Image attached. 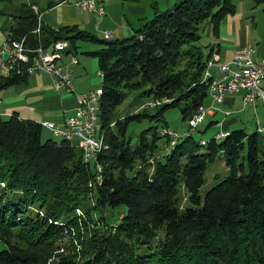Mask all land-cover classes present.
I'll return each instance as SVG.
<instances>
[{
  "label": "trees",
  "instance_id": "1",
  "mask_svg": "<svg viewBox=\"0 0 264 264\" xmlns=\"http://www.w3.org/2000/svg\"><path fill=\"white\" fill-rule=\"evenodd\" d=\"M1 1L13 8L9 42L22 40L34 49L64 39L74 54L81 41L99 46L84 53L96 58L101 74L97 116L103 145L84 161L77 143L43 140L40 123L17 113L0 115V264H264V128L173 140L162 132L171 128L157 130L156 124L142 130L135 144L128 135L132 120L159 121L182 100L187 124L200 106L210 105L201 79L215 51L208 48L203 57L199 31L209 22L217 36L220 22L235 12L233 0H178L156 8L132 35L111 39L44 23L34 3ZM252 1L264 14V0ZM18 68L0 76V90L26 80L24 65ZM138 89L144 102H168L153 113L141 105L118 115L127 91ZM212 123L217 121L205 128ZM219 160L227 175L201 194L209 164ZM181 187L188 194L185 208L177 202ZM119 206L124 212L113 221ZM153 240L152 250L142 249Z\"/></svg>",
  "mask_w": 264,
  "mask_h": 264
},
{
  "label": "crops",
  "instance_id": "2",
  "mask_svg": "<svg viewBox=\"0 0 264 264\" xmlns=\"http://www.w3.org/2000/svg\"><path fill=\"white\" fill-rule=\"evenodd\" d=\"M25 1L34 3L37 8L34 11L38 14L39 20L44 23L56 28L61 26H77L97 38L104 39V30H110L114 34V38H124L132 35L136 29L154 15L156 8L159 10L167 9L178 0H102L104 14L78 11L72 5L73 0ZM233 3L235 4V12L226 15L220 22L218 35L213 36L216 44L209 47L219 53L221 60H229L241 47L247 44L250 45L249 41L253 39L257 26V23H254L253 17H251L252 14H250V11H254V9L250 10V7L244 6L245 3L241 0H233ZM8 5L0 0V76H6L9 72L7 70L9 64L8 57L7 59H3L2 56L4 52L9 53L10 51L8 27L12 23L11 14L13 8H9ZM236 7L238 8L236 9ZM207 25H210L209 22ZM98 48L99 46L96 45V47L90 48L87 51L97 50ZM255 55L259 60L264 58V43L262 47L256 50L253 49V56L255 57ZM62 61L68 65L72 75L71 66L73 64L69 63V57L66 54L62 56ZM78 64L79 60L75 65ZM96 68H98L97 61ZM82 73L78 72L74 76H81L83 75ZM74 76L72 75V78H75ZM73 82L77 91H87L99 86V84L95 86L91 79L78 78ZM51 85L52 78L50 76L45 73L35 72L28 74L25 81L1 89L0 115L7 118L11 114L17 113L22 119H30L38 123L53 121L56 126L63 127L66 116L74 110L75 99L71 94L55 92ZM237 97L241 99V93L228 94L225 103L219 105L214 110L210 109L208 111L207 116L213 118L209 122L217 121L216 125L219 126L218 132L227 133L230 131L229 127L236 124L235 117L227 116L235 110L233 107L236 104ZM209 103L208 100L206 106ZM219 111L224 115L220 120L216 118V114ZM226 111H229V114H225ZM43 129L51 131L46 127H43ZM61 139L62 137H60Z\"/></svg>",
  "mask_w": 264,
  "mask_h": 264
},
{
  "label": "built area",
  "instance_id": "3",
  "mask_svg": "<svg viewBox=\"0 0 264 264\" xmlns=\"http://www.w3.org/2000/svg\"><path fill=\"white\" fill-rule=\"evenodd\" d=\"M72 5L78 11L104 14L102 0H73ZM31 8L35 11L37 9L34 4L31 5ZM39 24L40 21L35 32L39 31ZM103 37L114 38V34L110 30H104ZM9 47L8 71L16 67L20 69L19 65H24L27 74L39 72L50 76L52 78L51 86L55 92L74 96V110L66 116L63 127L56 126L53 121H42L40 124L51 130L52 133H69L71 138L82 139L80 149L84 161H87V157L95 158L99 149H96L94 136V116L97 110V107H94V97L101 87L97 86L87 91L75 89L68 65L62 61V56L66 54L69 56L70 64L78 63V58L70 51L71 47L68 41L58 40L50 48L38 46L28 49L22 45V40H12L9 42ZM96 74L99 76L98 71ZM201 81L208 86L210 105L198 108L188 119L189 129L183 133L177 130L163 129L162 132L170 135L172 139L179 134L191 133L192 129L203 122L210 109L214 110L225 103L228 94L241 93L244 106L257 101L264 103V58L256 60L249 44L241 47L229 60H221L219 53L213 52L206 60ZM161 102H168V100H148L144 102L143 107L153 109ZM225 114H229V111H226ZM170 144H172V140ZM97 170L100 171V168Z\"/></svg>",
  "mask_w": 264,
  "mask_h": 264
},
{
  "label": "rangeland",
  "instance_id": "4",
  "mask_svg": "<svg viewBox=\"0 0 264 264\" xmlns=\"http://www.w3.org/2000/svg\"><path fill=\"white\" fill-rule=\"evenodd\" d=\"M244 2V6L250 7L251 9H254V11H250L251 17H253L254 23H257L256 30L254 32V37L252 40L249 41L250 45L253 47L254 50H256L259 47H262V44L264 43V14L262 11V6H254V3L252 0H241ZM238 7H236L237 9ZM206 23L203 24V26L200 29V39L197 42V44L200 46L202 55L206 54L208 51L209 46L216 44V40L212 35V32L210 30V25L205 26ZM96 47L95 44L91 42H79L78 43V49L75 55L79 60V64L75 66H71L72 68V75L83 72L81 76L76 75L73 78V81L80 78L85 80H93L95 86L101 84V74L97 76L96 72L98 69L96 68V58L92 57L90 55H87L84 53V51L89 50L90 48ZM68 56V55H67ZM10 57V52L8 54V58ZM69 57V56H68ZM95 58V59H94ZM256 58V55H255ZM257 59V58H256ZM259 60V59H257ZM68 62V61H67ZM71 75V77H72ZM89 83V82H88ZM74 84V82H73ZM101 90V88L98 90V92ZM147 99L144 95L141 94V90H130L127 91V95L123 102L117 107L116 112H118V115H127L131 114L133 112L139 111V108L142 103ZM208 98L205 99V103L208 102ZM162 103L158 104L160 106ZM185 101L182 100L179 102L178 105L170 106L166 108L163 111V114L160 115L159 121H153L148 117H142L139 120H132L131 123L128 125V135L131 137V142L134 144L136 143L138 139V135L140 132L149 126L156 125L157 130H160L162 125H167L168 128H171L173 130H177L179 132H183L188 129V124L186 120L182 119L181 109L184 107ZM235 110L232 111L229 116L227 117H235L236 118V124L231 125L229 130L236 129V128H244L248 132L254 131L257 127H260V129L264 128V103L256 102L251 105L244 106L242 104V97L241 99L239 97L236 98V104L233 107ZM223 110V109H222ZM155 109H149V113H153ZM224 115L221 111L217 112L216 118L221 119ZM212 117L206 116L204 121L199 124L192 132V135L195 138H203L208 139L213 134H215L219 130V126L216 125L217 123H212L208 128H205L208 124L209 120H211ZM153 119V118H152ZM213 119V118H212ZM51 132V131H50ZM46 129H43L42 133V139L45 140L47 138H51L54 140H60V136L50 133ZM261 135H264V131L261 130L259 132ZM225 135L226 133H222ZM217 137H222L221 134H218ZM159 148L162 145V139L158 141ZM162 151L158 152L156 155L161 156ZM151 161V160H150ZM153 161V160H152ZM140 166V162L137 161L135 164V168H138ZM208 170L205 174V183L201 186L200 193L204 194L209 188H211L213 185H215L219 180L224 178L227 175V169L224 167V162L222 160L215 161L214 163H210L208 166ZM100 168V167H98ZM153 167H148V170H152ZM217 177V178H216ZM178 205L180 208H185L188 204V194L185 191L184 188H180L179 195H178ZM124 206H119L115 209H113V216L111 218L113 221H116L119 219V217L122 216V212H124ZM80 211V210H79ZM81 212V211H80ZM107 215L109 216V213L107 211ZM163 233H160V236H162ZM62 237H65V234H62ZM67 238L64 240V243L66 242ZM61 239L57 242H60ZM154 240L151 241L148 247L143 248V250H152L154 247ZM4 247L3 243H0V249ZM149 248V250L147 249Z\"/></svg>",
  "mask_w": 264,
  "mask_h": 264
},
{
  "label": "bare ground",
  "instance_id": "5",
  "mask_svg": "<svg viewBox=\"0 0 264 264\" xmlns=\"http://www.w3.org/2000/svg\"><path fill=\"white\" fill-rule=\"evenodd\" d=\"M105 38L111 39V37H105ZM99 98H100V93L97 92L96 96L94 97V107H97V110H96L95 116H94V125H95L94 136H95V142H96V149H99V151H100L101 144H102V141H101L102 138L100 139V131H99L100 127H99V121H98V116H97ZM53 134L58 135L60 137H64L67 140L72 141L74 143H77L80 147H82V139H80V138H71V135H69V133H53ZM188 134L189 133L179 134L178 136H175L173 138V140L178 138L179 136L188 135ZM93 159H94V157H87V161H92Z\"/></svg>",
  "mask_w": 264,
  "mask_h": 264
},
{
  "label": "water",
  "instance_id": "6",
  "mask_svg": "<svg viewBox=\"0 0 264 264\" xmlns=\"http://www.w3.org/2000/svg\"><path fill=\"white\" fill-rule=\"evenodd\" d=\"M8 54H9L8 52H4L3 55H2L3 56V59H7Z\"/></svg>",
  "mask_w": 264,
  "mask_h": 264
}]
</instances>
